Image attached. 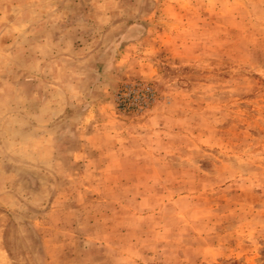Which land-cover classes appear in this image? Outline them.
Listing matches in <instances>:
<instances>
[{"label": "rangeland", "instance_id": "rangeland-1", "mask_svg": "<svg viewBox=\"0 0 264 264\" xmlns=\"http://www.w3.org/2000/svg\"><path fill=\"white\" fill-rule=\"evenodd\" d=\"M0 264H264V0H0Z\"/></svg>", "mask_w": 264, "mask_h": 264}]
</instances>
